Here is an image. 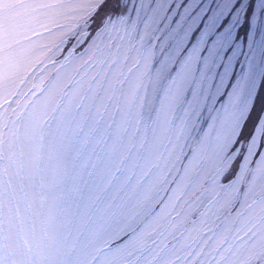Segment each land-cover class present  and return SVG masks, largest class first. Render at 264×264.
I'll return each instance as SVG.
<instances>
[{
	"label": "rangeland",
	"instance_id": "rangeland-1",
	"mask_svg": "<svg viewBox=\"0 0 264 264\" xmlns=\"http://www.w3.org/2000/svg\"><path fill=\"white\" fill-rule=\"evenodd\" d=\"M263 83L264 0H0V264H264Z\"/></svg>",
	"mask_w": 264,
	"mask_h": 264
},
{
	"label": "trees",
	"instance_id": "trees-1",
	"mask_svg": "<svg viewBox=\"0 0 264 264\" xmlns=\"http://www.w3.org/2000/svg\"><path fill=\"white\" fill-rule=\"evenodd\" d=\"M115 9H116V5H115ZM104 10H106V7H105V2L102 1L101 3H99L97 5V7L95 8V10L91 13V15L89 16V21H90V26L88 27V30H87V35L84 39V41L82 42L81 45L85 44L86 43V40L93 34L96 32L97 28H98V23L100 22L101 20V17L103 16L104 14ZM262 86L264 87V83L262 84ZM262 87V88H263ZM258 96V95H257ZM262 96H263V92H262ZM264 97V96H263ZM255 97H253L254 99ZM262 100V98H261ZM262 110L264 109V103L262 104ZM262 115H263V119H264V111H262ZM262 122V116L260 118V120H256V124H261ZM252 125L251 126V119H250V114L247 113L245 116H244V119L240 125V128L238 130V133L236 134L235 136V140H233V142L231 143L230 145V150H232L233 148H235L236 146H239V145H242L244 146L251 134L253 133L254 129H255V125ZM256 125V126H257ZM260 147V143L258 144L257 146V149Z\"/></svg>",
	"mask_w": 264,
	"mask_h": 264
}]
</instances>
